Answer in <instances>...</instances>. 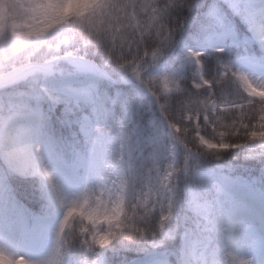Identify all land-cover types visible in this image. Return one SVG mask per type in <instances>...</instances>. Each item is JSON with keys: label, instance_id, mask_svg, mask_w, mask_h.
Segmentation results:
<instances>
[{"label": "clouds", "instance_id": "obj_1", "mask_svg": "<svg viewBox=\"0 0 264 264\" xmlns=\"http://www.w3.org/2000/svg\"><path fill=\"white\" fill-rule=\"evenodd\" d=\"M187 2L0 0V156L20 172L39 175L50 187L64 209L58 230L66 228L65 241H71L85 228L92 229L88 215L101 203L120 214L119 223L123 226L121 231L101 224L102 231H114L116 237L130 241L159 236L175 213L177 190L182 182L192 188L191 212L197 227L205 237L213 230L220 232L213 216L194 202V195H198L200 201L213 206L211 212L219 200V195L202 183L201 158L213 154L219 160L222 153L244 147L249 142L248 133L260 130L256 125L264 120V100L246 99L241 109L230 108L229 100L221 103L205 96L185 104L180 111L171 109L172 98L160 87L151 68L154 56L172 42L175 9ZM89 50L135 78L155 98L171 130V140L154 142L151 159L136 166L126 159L131 135L122 141L118 130L101 127L108 143L103 151L105 166L98 187L85 189L70 199L61 191L35 143V129L42 123L37 118L41 101L37 84L56 72L60 60L74 59ZM210 104L213 110L206 111ZM209 125L211 133H204ZM124 129L130 134V129ZM202 138L211 147L202 143ZM86 198L88 206L80 211ZM217 243L223 242L215 240L212 244ZM49 264H59L58 231L57 248ZM209 264L217 262L212 260Z\"/></svg>", "mask_w": 264, "mask_h": 264}, {"label": "trees", "instance_id": "obj_2", "mask_svg": "<svg viewBox=\"0 0 264 264\" xmlns=\"http://www.w3.org/2000/svg\"><path fill=\"white\" fill-rule=\"evenodd\" d=\"M211 2L212 0H199L198 6L191 10L185 6L175 9L172 18V24L175 27L172 42L159 56V58L166 57L169 60H174L166 64L167 75L169 78L179 80L182 85L181 92L169 94L172 98L171 109L173 111H180L190 98L202 100L205 96H212L221 103L225 100H240L246 94L243 93L237 81H222L220 79L222 67L226 66L239 72L245 59L257 58L264 63V42L262 46L252 42L250 45L244 44L241 47L230 44L219 52L207 51L201 55L200 65L186 61L183 47L194 45L214 28L209 24L206 16L207 6ZM223 7L227 12V22L225 28L220 31L225 33L232 29L239 40L248 37L247 24L244 20L232 13L226 5ZM79 57L94 62L115 81H121L123 76L131 77L109 65L100 54L92 50ZM157 64L158 61L152 64L151 74L153 76L156 75L154 65ZM58 67L66 68L64 64H59ZM201 77L208 80L211 87L206 86L197 90L194 85ZM131 78L132 82L114 85L105 81L100 86L96 98L97 102L102 101L115 112V115L123 122L124 128L130 129L131 138H133V129L138 127L139 134L135 139H139L141 143L144 142L145 146L148 144L149 124L145 120L143 105H147L151 99L146 93L139 91L136 86L139 82L135 78ZM153 101L157 106V115L163 118L158 103L155 99ZM112 104L114 105L112 106ZM93 114L94 111L90 104L70 97L60 101L55 112L47 110L46 106L37 110V118L42 123L35 129L37 137L35 143L39 148H49L63 164V172L59 171L57 174L51 172V174L56 178L61 191L67 197L71 194L70 189L76 187L72 174L68 173L72 171L77 174L75 178L77 181H83L79 175L80 171L73 166L78 162L79 154H74L70 147L75 141L84 140L79 130L80 121L84 116H93ZM201 122L203 123V118H201ZM203 131L210 134L211 125ZM244 147L222 153L219 160L213 154L202 157L200 167L222 165L229 169L225 171L230 180L234 179V183L239 182L242 185L264 191V177H259L264 175V152L251 156L249 151L243 149ZM135 149H137L134 159L136 166H143L151 159L149 157L150 149L143 147ZM184 199L182 188H179L175 199V213L172 219L166 223L164 231L160 233L159 239L155 243L152 239L130 241L126 237L117 236L110 245L103 249L96 248L93 253L84 245L82 237L77 234L63 249L59 257V264H91L95 259H100L102 264H135L136 259L154 251L164 252L169 264H181L183 259L182 238L186 234L190 235L188 229L192 227L191 218L193 217V214L186 209ZM240 205H252L264 213V201L237 200L236 207ZM63 210V207L53 196L50 187L39 175L20 172L0 156V250L14 258L15 249L19 247L22 257L30 264H49L57 248L59 225L48 227L47 223L58 218ZM46 232L56 233L50 242V245H54L52 247L49 245L45 258L39 259L36 253L37 246L42 242ZM20 233L23 236L22 239H19ZM204 260L206 264L212 260L221 264V257L216 258L209 254L205 256Z\"/></svg>", "mask_w": 264, "mask_h": 264}, {"label": "rangeland", "instance_id": "obj_3", "mask_svg": "<svg viewBox=\"0 0 264 264\" xmlns=\"http://www.w3.org/2000/svg\"><path fill=\"white\" fill-rule=\"evenodd\" d=\"M254 3L259 4L261 0H253ZM248 24V30L251 34V38L248 39V42H251V39L261 43L256 34L254 33L251 25ZM233 41L236 40V36L232 33L230 35H221L219 28H216L212 33L207 34V36L199 41L196 45L197 52L203 53L208 49H219L224 47L225 41L228 38ZM187 59L192 60L189 53L194 52L190 49H187ZM66 63L71 71L64 73H54L47 79L41 81V89L45 88L47 91H44L46 96L49 98L50 105L49 109L53 110L56 107V98L53 97V93L58 96H63L67 94L69 96L75 97L80 100H85L90 103L93 102L92 94L95 93V90L98 88L102 80L105 79L104 73L94 67L91 63L86 62L85 60L74 58L71 60L62 59ZM159 60H162L161 58ZM167 63V61H166ZM164 65L165 62H162ZM159 70V66H156ZM246 74L252 81L255 78H258L256 74L264 75V65L259 63L257 60H246L241 68V71ZM127 81H130L131 78H127ZM143 91L145 89L143 88ZM41 105L39 104L37 109ZM146 113L149 115V122L151 127V135L149 139V145L152 147L154 142L167 143L171 140V130L167 126V122L163 119H160L156 116L154 105L152 101L148 106ZM99 117V124L101 127L108 130H118L121 128V123H112L109 122L108 110L105 109L97 116ZM96 118V120H97ZM93 126V121L90 118H85L82 124V133L85 136L90 135V129ZM97 136L93 135L92 140L88 146L89 155L87 158L86 165L84 168V175L86 180L92 178L98 187L100 174L104 168L103 163V152H100L96 144ZM134 146V145H133ZM133 146L130 145V150L126 153V159H129L132 162V157L134 156ZM247 150H250L251 154H258V151L264 150V144L259 142H254L249 146L245 147ZM42 155L44 163L46 162L48 156L47 153ZM153 155V153H152ZM218 168L201 170L203 176L211 178L213 181H218L217 176L219 175ZM223 188L225 186L223 185ZM192 189V188H191ZM226 189V188H225ZM226 192H230L232 195H236L239 192L236 190L226 189ZM224 192L221 194L222 206L225 209L227 208L228 200L224 197ZM244 197H248L247 194H242ZM259 195V194H258ZM193 201V196H192ZM192 202H190L191 204ZM227 221L231 227L235 229V233L232 239L228 243H217L208 246L204 244L205 235L202 233V229L197 227L196 234L190 239L184 240V253L185 256L189 259L194 260L195 264L198 262V258L202 257L204 253L210 250L211 253L216 254L217 247H219L220 254L223 257V264H264V218L262 214L254 208L248 209H237L231 211L230 213L225 212ZM195 248V252H192L191 249ZM258 252L259 256H255V253ZM94 264H100L98 261H95ZM139 264H168L165 257L160 252H154L149 254L139 260Z\"/></svg>", "mask_w": 264, "mask_h": 264}, {"label": "snow or ice", "instance_id": "obj_4", "mask_svg": "<svg viewBox=\"0 0 264 264\" xmlns=\"http://www.w3.org/2000/svg\"><path fill=\"white\" fill-rule=\"evenodd\" d=\"M199 4V0H188V2L183 5L187 7L189 10L197 7ZM227 6L228 9L241 17H243L252 27L254 33L256 34L257 38L264 42V0H261L259 4L253 2V0H212L211 4L207 6L206 16L208 18V22L211 26L219 29H224L227 22V12L223 6ZM223 51V49H219ZM161 54V53H160ZM160 54H156L154 56V60H158ZM190 57L193 61L197 64H201V53L199 52H190ZM159 78L160 87L167 93L171 94L173 92L179 93L182 91V85L177 79H172L169 77ZM220 79L222 81L227 80H235L239 83V86L242 88L243 93L246 95L243 96L240 100L231 101L228 105L230 108L239 107L241 109L245 106L246 99H252L253 101L259 99L264 100V84H255L246 74L243 72H236L233 71L231 68L223 66L222 71L220 72ZM171 85V86H170ZM195 88L197 90L202 89L206 86L211 87L210 82L206 79H201L195 83ZM212 97V96H210ZM193 100L196 99H189L186 104L191 103ZM98 109L102 110L103 102H97ZM224 105H221L219 110H223ZM213 106L210 104L206 111H212ZM198 122H200L198 120ZM256 127L260 130L256 131L253 129L249 136V142L246 144H250L252 142H259L264 144V120H259L257 122ZM94 132L97 136L96 144L97 148L100 152H103L105 149L106 144L108 143V138L103 134V130L99 124V117L93 123ZM118 132L121 136V139L127 138L130 134L125 131L123 127L118 129ZM202 143L211 147L209 142L206 139L202 138ZM202 183L211 187L218 195L219 200L215 205L214 211L210 212V209L213 208L212 205H209L207 202H202L199 200L198 195H194V202L207 214H211L214 218V221L217 227L220 229L219 233H216L215 230L209 233V235L205 238L204 244L210 246L215 240H222L223 243H228L234 233L235 229L231 227L227 221L224 208L221 202V194L224 191L223 183L221 181H213L211 178L202 176L201 177ZM88 199L84 200V203L81 205L80 211H84L88 206ZM72 211H77L76 208H73ZM72 211L69 212V218L72 215ZM88 221L93 222L92 229L85 228L82 230L80 236L82 237V242L84 245L91 252H95L96 248L103 249L106 246L112 243V240L116 237V232L114 231H102L100 229V225L103 224L105 227L107 226H114L116 229L123 230V226L119 223L120 214L116 212L113 208L112 211L108 210L107 204H97L94 209L91 210L90 214L88 215ZM167 217H165V221ZM67 224V221H65ZM66 232L65 227H61L58 230V257L63 252V249L71 242L65 241L64 235ZM163 232V231H162ZM153 242L159 239V236H153L151 238ZM192 252H195V248L191 249ZM0 264H30L28 260L24 257H16L13 258L7 255L3 250H0ZM191 264V262H189ZM245 264V262H243Z\"/></svg>", "mask_w": 264, "mask_h": 264}]
</instances>
